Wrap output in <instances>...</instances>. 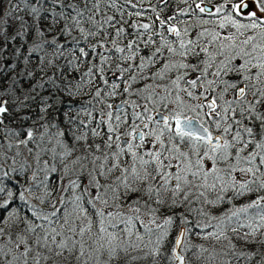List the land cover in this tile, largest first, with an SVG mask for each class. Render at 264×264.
Wrapping results in <instances>:
<instances>
[{"label": "snow or ice", "instance_id": "snow-or-ice-1", "mask_svg": "<svg viewBox=\"0 0 264 264\" xmlns=\"http://www.w3.org/2000/svg\"><path fill=\"white\" fill-rule=\"evenodd\" d=\"M0 264H264V0H0Z\"/></svg>", "mask_w": 264, "mask_h": 264}, {"label": "rangeland", "instance_id": "rangeland-1", "mask_svg": "<svg viewBox=\"0 0 264 264\" xmlns=\"http://www.w3.org/2000/svg\"><path fill=\"white\" fill-rule=\"evenodd\" d=\"M13 3H15V0H13Z\"/></svg>", "mask_w": 264, "mask_h": 264}, {"label": "trees", "instance_id": "trees-1", "mask_svg": "<svg viewBox=\"0 0 264 264\" xmlns=\"http://www.w3.org/2000/svg\"><path fill=\"white\" fill-rule=\"evenodd\" d=\"M5 2H6V0H5Z\"/></svg>", "mask_w": 264, "mask_h": 264}]
</instances>
